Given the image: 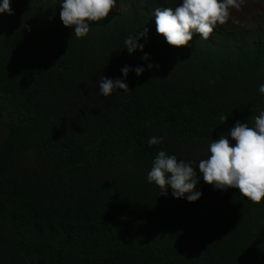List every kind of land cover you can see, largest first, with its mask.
Returning a JSON list of instances; mask_svg holds the SVG:
<instances>
[{
	"label": "trees",
	"instance_id": "trees-1",
	"mask_svg": "<svg viewBox=\"0 0 264 264\" xmlns=\"http://www.w3.org/2000/svg\"><path fill=\"white\" fill-rule=\"evenodd\" d=\"M180 2L117 0L79 39L62 0L0 14V264H264V198L201 177L190 203L147 181L160 150L196 166L264 111L263 23L229 19L177 48L153 13ZM145 28L130 55L125 39ZM125 66L145 71L125 79ZM101 76L129 91L102 96Z\"/></svg>",
	"mask_w": 264,
	"mask_h": 264
},
{
	"label": "clouds",
	"instance_id": "clouds-1",
	"mask_svg": "<svg viewBox=\"0 0 264 264\" xmlns=\"http://www.w3.org/2000/svg\"><path fill=\"white\" fill-rule=\"evenodd\" d=\"M117 0H62L60 4V20L65 27H73L76 38H82L89 32L90 22L105 19L116 7ZM243 0H181L174 9L170 7L154 10L156 32L162 35L167 44L177 48L187 46L194 34H199L203 40H208L215 26L225 25L230 19V9L239 10ZM12 15L10 0H2L0 14ZM147 28L143 32L130 35L124 41L125 48L131 55L143 45L138 44L140 38H146ZM141 59H148L145 53ZM148 69L153 65L148 64ZM158 67V65H157ZM140 76L145 69L137 66L121 69L126 79L129 71ZM99 94L108 97L117 89L129 91L128 85L122 79H110L101 76L98 81ZM258 91L264 95V83ZM228 117L221 116L225 122ZM231 140L235 143L231 144ZM163 137L152 136L148 146L158 145ZM210 155L201 159L198 165L194 161L178 160L176 155H170L160 150L152 161L147 181L154 183L160 189V195L167 197L168 189L176 199H186L188 202L197 201L201 192L196 185L201 177L214 189H238L239 193L252 203L259 204L264 198V111L255 117L254 127L248 123L237 121L225 135L213 140L208 146ZM199 169V174L196 171Z\"/></svg>",
	"mask_w": 264,
	"mask_h": 264
},
{
	"label": "rangeland",
	"instance_id": "rangeland-1",
	"mask_svg": "<svg viewBox=\"0 0 264 264\" xmlns=\"http://www.w3.org/2000/svg\"><path fill=\"white\" fill-rule=\"evenodd\" d=\"M230 20L239 26H252L257 22L264 25V0H243L239 10L230 9Z\"/></svg>",
	"mask_w": 264,
	"mask_h": 264
}]
</instances>
